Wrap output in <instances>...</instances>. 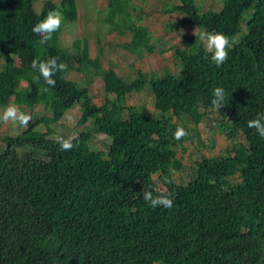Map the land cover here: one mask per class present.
<instances>
[{
  "label": "trees",
  "instance_id": "trees-1",
  "mask_svg": "<svg viewBox=\"0 0 264 264\" xmlns=\"http://www.w3.org/2000/svg\"><path fill=\"white\" fill-rule=\"evenodd\" d=\"M135 1L108 0L104 22L117 35H130L129 52L153 54L149 28L141 15L135 21ZM176 1L164 11L182 15L171 29L219 31L230 43L242 23L247 32L220 66L209 61L200 35H186L174 53L179 74L138 70L128 80L92 58L87 39L73 42L75 53L64 47L62 23L44 44L32 31L53 9L62 21H77V0H47L41 13L37 0H0V109L15 98L52 114L17 136H3L0 121V264H264V138L247 123L264 110V0H225L222 9L205 13L195 0ZM50 56L65 67L45 90L32 60ZM73 71L81 81L68 79ZM97 77L104 83L101 105L90 93ZM218 85L228 93L219 107L212 102ZM145 89L160 118L128 105L129 95ZM78 105L79 125L91 126L71 139V149L36 128L40 122L50 128ZM213 112L228 139L242 134L247 145L197 160L187 183L168 179L171 169L183 167L177 148L200 141L198 127ZM188 121L194 128L176 139L174 131ZM95 135L111 140L107 151L92 148ZM155 175L166 177L165 190ZM143 190L171 193L174 206L153 208Z\"/></svg>",
  "mask_w": 264,
  "mask_h": 264
},
{
  "label": "rangeland",
  "instance_id": "rangeland-1",
  "mask_svg": "<svg viewBox=\"0 0 264 264\" xmlns=\"http://www.w3.org/2000/svg\"><path fill=\"white\" fill-rule=\"evenodd\" d=\"M47 0H37L35 9L37 13H41L44 3ZM57 3L60 0H53ZM197 6L202 13L209 10L218 11L223 8L225 0H195ZM79 17L75 22L62 21V34L61 43L64 47L75 53L73 42L76 39H87L89 42V50L92 58L100 57L102 66L105 69L113 68L121 76L128 80L134 79L137 76V71L141 70L150 75H162L166 71L173 72L174 74L180 73V65L175 58V48L183 47V39L186 35H200L205 32L204 29L199 27H187L180 30L170 28V25L179 21L182 17L180 13L167 14L164 11L171 5L178 4L176 0H137L134 2L135 21L137 16H142L141 25L149 28L152 37V43L156 47L153 54L131 53L125 46L130 42L131 37L129 34L119 36L115 32L108 29L107 24L104 22L108 0H77ZM142 11V12H141ZM249 17V11L246 12L245 18ZM242 31L240 30L238 37L233 39L237 42L238 38L247 32V23H242ZM206 45V41L203 40ZM233 42L230 43L232 46ZM164 51V52H162ZM17 60V59H15ZM83 75L77 71H73L68 75L69 80L81 81ZM26 83H23L25 86ZM104 83L102 78L97 77L94 79L90 87V93L93 101L97 105H101L105 101ZM14 99H11L10 104H15ZM17 105V104H15ZM128 105H135L143 110L150 116L160 118L161 113L155 108V100L153 94L145 89L139 93H133L128 97ZM24 112L30 113L32 119L28 121L27 125H20L12 122L11 120L2 123V135L17 136L30 124L39 119H46L51 117L52 114L45 112L42 106H37L34 110H30L25 106L17 105ZM3 109H0L2 113ZM81 117L80 106L74 107L69 111L62 120L50 124V128L44 123L40 122L36 126L42 132H50V137L55 140L68 138H75L87 126H91V122L85 126L79 125ZM216 113L213 112L207 115L198 127L200 133V141L195 138L191 141H186L177 148L178 159L183 164L181 169H171L170 177L177 184L187 183L192 173V166L197 160L203 157H217L228 156L235 145H247V140L244 135L239 134L235 140H230L218 128L216 122ZM179 123L176 119H174ZM186 129H193L192 122H186L182 125ZM111 145V140L105 135H95L91 146L95 150L107 151ZM5 147L4 142L0 141V152ZM156 186L159 189L165 190L164 183L166 177L155 175Z\"/></svg>",
  "mask_w": 264,
  "mask_h": 264
},
{
  "label": "clouds",
  "instance_id": "clouds-1",
  "mask_svg": "<svg viewBox=\"0 0 264 264\" xmlns=\"http://www.w3.org/2000/svg\"><path fill=\"white\" fill-rule=\"evenodd\" d=\"M62 23V13L53 9L47 13V15L35 23L32 27V31L41 34L39 39L40 43H46L52 36V34L61 26ZM201 39L206 41V47L211 52L208 59L211 63L216 66L222 65L229 56L230 41L229 37L223 32L219 31H205L201 33ZM58 56H50L47 59H33L32 67L38 71L36 79L39 80L41 75L45 80V90L47 86L55 85L56 79L53 73L65 67L63 62L57 64ZM213 104L218 107L228 100V93L225 87L218 85L212 90ZM32 119L30 113L24 112L15 104H9L4 108L2 113H0V121L7 122L11 120L14 123L20 125H27L28 121ZM248 126L254 128L257 134L264 138V110L258 112L256 116L247 121ZM187 134V130L183 126H178L174 131L173 135L176 139ZM61 149H71L73 143L71 138L64 139L61 137ZM143 199L153 208L157 206H163L164 208H172L174 206V198L171 193H161L154 194L151 190L142 191Z\"/></svg>",
  "mask_w": 264,
  "mask_h": 264
}]
</instances>
